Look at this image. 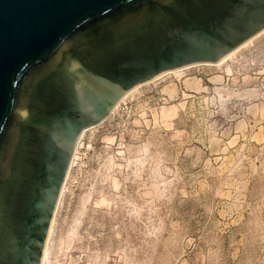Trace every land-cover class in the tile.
Returning <instances> with one entry per match:
<instances>
[{
	"label": "rangeland",
	"instance_id": "obj_1",
	"mask_svg": "<svg viewBox=\"0 0 264 264\" xmlns=\"http://www.w3.org/2000/svg\"><path fill=\"white\" fill-rule=\"evenodd\" d=\"M71 160L44 264H264V32L142 83Z\"/></svg>",
	"mask_w": 264,
	"mask_h": 264
},
{
	"label": "water",
	"instance_id": "obj_2",
	"mask_svg": "<svg viewBox=\"0 0 264 264\" xmlns=\"http://www.w3.org/2000/svg\"><path fill=\"white\" fill-rule=\"evenodd\" d=\"M262 29L264 0H0V264H40L85 127Z\"/></svg>",
	"mask_w": 264,
	"mask_h": 264
},
{
	"label": "bare ground",
	"instance_id": "obj_3",
	"mask_svg": "<svg viewBox=\"0 0 264 264\" xmlns=\"http://www.w3.org/2000/svg\"><path fill=\"white\" fill-rule=\"evenodd\" d=\"M261 32H264V29H262L260 32H258L257 34H255L254 36H252L251 38H249L247 41H245L244 43H242L241 45H239L238 47H236L235 49H233L232 51H230L229 53H227L226 55H224L220 60H218L217 62H213V63H210V62H202V63H194V64H189V65H185V67H179V68H176V69H183V68H187V67H191V66H195V65H199V64H206V65H209V64H216V65H219V64H222L224 63L227 59H229L231 56H233L240 48H242L243 46H245L248 42H250L255 36H257L259 33ZM174 70V69H172ZM172 70H167V71H164L160 74H158L157 76H155L154 78H159L161 76H163L164 74L168 73L169 71L171 72ZM152 78V79H154ZM150 79V80H152ZM149 81V80H148ZM147 82V81H146ZM142 85V83H139L135 86H133L131 89H129L127 92L124 93V95L121 97V99L115 104V106L113 107V109H116V107L121 103V101L124 100V98H126L129 94H131L133 91H135L137 88H139L140 86ZM112 109V110H113ZM111 110V111H112ZM86 128V127H85ZM84 128V129H85ZM84 129L82 131H84ZM82 131L77 139V142L75 144V147H74V150H73V154H72V157L71 159L73 158L75 152H76V149L78 147V144L81 140V136H82ZM71 161L70 160V163H69V166L71 164ZM69 167L67 169V172H66V176H65V179H64V182H63V185H62V188H61V192L59 194V197L60 195L63 193L64 189H65V181H66V178H67V175L69 174ZM59 200V198H58ZM58 202V201H57ZM56 207H57V204H56ZM55 207V209H56ZM54 214H55V211H54ZM54 214H53V217H54ZM52 217L51 219V223H50V226H49V230H48V234H47V238H46V242H45V246H44V249H43V254H42V258H41V262L40 264H44L45 262V259H46V256H47V250H48V243H49V240H50V237H51V233H52V229H53V222H54V218Z\"/></svg>",
	"mask_w": 264,
	"mask_h": 264
}]
</instances>
